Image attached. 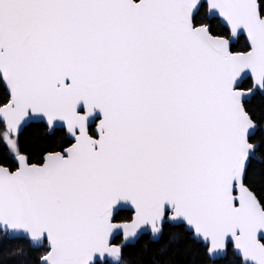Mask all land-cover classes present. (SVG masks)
Instances as JSON below:
<instances>
[{
  "label": "snow or ice",
  "instance_id": "6c2138e0",
  "mask_svg": "<svg viewBox=\"0 0 264 264\" xmlns=\"http://www.w3.org/2000/svg\"><path fill=\"white\" fill-rule=\"evenodd\" d=\"M223 257L264 264V0H0V264Z\"/></svg>",
  "mask_w": 264,
  "mask_h": 264
},
{
  "label": "trees",
  "instance_id": "16d2710c",
  "mask_svg": "<svg viewBox=\"0 0 264 264\" xmlns=\"http://www.w3.org/2000/svg\"><path fill=\"white\" fill-rule=\"evenodd\" d=\"M3 243H4V245H12V244H14V243H16V242L10 240V241H5V242H3ZM226 261H227V257L221 259V260L218 262V264H226Z\"/></svg>",
  "mask_w": 264,
  "mask_h": 264
},
{
  "label": "water",
  "instance_id": "95a60500",
  "mask_svg": "<svg viewBox=\"0 0 264 264\" xmlns=\"http://www.w3.org/2000/svg\"><path fill=\"white\" fill-rule=\"evenodd\" d=\"M223 258H224V257H223ZM223 258H222V259H223Z\"/></svg>",
  "mask_w": 264,
  "mask_h": 264
}]
</instances>
